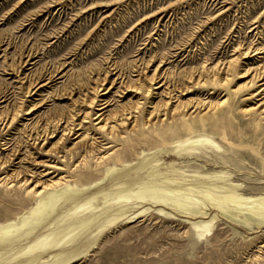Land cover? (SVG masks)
<instances>
[{"label": "rangeland", "instance_id": "374dc122", "mask_svg": "<svg viewBox=\"0 0 264 264\" xmlns=\"http://www.w3.org/2000/svg\"><path fill=\"white\" fill-rule=\"evenodd\" d=\"M263 92L264 0H0V264H264Z\"/></svg>", "mask_w": 264, "mask_h": 264}, {"label": "bare ground", "instance_id": "6f19581e", "mask_svg": "<svg viewBox=\"0 0 264 264\" xmlns=\"http://www.w3.org/2000/svg\"><path fill=\"white\" fill-rule=\"evenodd\" d=\"M251 51V50H250ZM239 52V51H238ZM255 52V51H254ZM258 52H260L259 50H258ZM249 53V52H248ZM253 53V52H252ZM261 53V52H260ZM249 54H251V53H249ZM259 54V53H258ZM246 55V54H245ZM244 55V56H245ZM240 57V56H239ZM246 57V56H245ZM230 62V61H229ZM231 62H233V61H231ZM234 62H236V61H234ZM26 63V62H25ZM29 64V63H28ZM231 64V63H230ZM225 65V64H224ZM234 65V64H233ZM230 66V65H229ZM112 67V66H111ZM110 67V68H111ZM218 68V67H217ZM207 71H210L209 69H207V68H205ZM216 69V68H215ZM214 68H213V72L214 71H216ZM158 70V69H157ZM219 70V69H218ZM246 70V69H245ZM220 71V70H219ZM111 72V71H110ZM113 72V71H112ZM155 73H156V71H155ZM210 73H211V71H210ZM218 73V72H217ZM245 73V72H244ZM248 73V72H247ZM259 73V72H258ZM262 73V72H261ZM160 74V73H159ZM44 75V74H43ZM51 75V74H50ZM227 75V74H226ZM153 76V75H152ZM210 76V75H209ZM55 77H56V75H55ZM263 77V76H262ZM48 78V77H47ZM50 78V77H49ZM57 78V77H56ZM200 78V77H199ZM210 78V77H209ZM257 78V77H256ZM53 79V78H52ZM162 79V78H161ZM164 79V78H163ZM167 79V78H166ZM212 79V78H211ZM227 79V78H226ZM254 79H255V77H254ZM25 80V79H24ZM201 80V79H200ZM23 81V80H22ZM157 81H158V76L155 74L154 75V77L152 78V79H150V83L152 84V87L150 88V89H148V88H146V87H144V88H137L136 89V91H143L144 93H146L147 95H150V94H152V88H154L153 86H155V85H158V86H156V88L154 89V90H158L161 86V84H159V81H158V83H157ZM210 81H212V80H210ZM214 81V80H213ZM212 81V82H213ZM227 81V80H226ZM51 82V81H50ZM49 82V83H50ZM197 83H199V82H197ZM114 84H115V82H114ZM113 84V85H114ZM213 84V83H212ZM34 85V84H33ZM35 85H37L38 86V84H35ZM41 85V84H40ZM51 85V84H50ZM121 85V84H120ZM199 85V84H198ZM203 85H204V83H203ZM43 86H45V84L43 85H41V87H43ZM145 86V85H144ZM163 86H164V84H163ZM33 87V86H32ZM48 87V86H47ZM100 87V86H99ZM112 87V86H111ZM166 87V86H165ZM171 87V86H170ZM245 87V86H244ZM113 88V87H112ZM127 88V87H126ZM136 88V87H135ZM163 88V87H162ZM34 89V88H33ZM40 89V88H39ZM97 90H96V94H99V89L98 88H96ZM129 89V91H130V88H128ZM174 89V88H173ZM43 90H45V89H43ZM133 90H134V88H133ZM27 91V90H26ZM36 91V90H35ZM94 91V90H93ZM102 90H100V92H101ZM132 91V90H131ZM177 91V90H176ZM179 91V90H178ZM28 92V91H27ZM109 92V90L107 91V89H106V91L103 93V95H101V96H104V95H106L107 93ZM181 92V91H180ZM183 92V91H182ZM29 93H31V90H30V92ZM36 93V92H35ZM35 93H33V94H35ZM126 93V92H125ZM176 93V92H175ZM264 93V92H263ZM28 94V93H27ZM171 94L172 93H170V97H171ZM256 94V93H255ZM93 95H95V93H93ZM156 95H158V92H157V94ZM160 95V94H159ZM254 95V94H253ZM264 95V94H263ZM169 96V95H168ZM174 96V95H173ZM178 96V95H177ZM182 96V95H181ZM92 97V96H91ZM96 97V96H95ZM175 97V96H174ZM174 97H171V99L173 100L174 99ZM253 97V96H252ZM98 98V97H97ZM96 98V99H97ZM146 98V97H145ZM175 98H177V97H175ZM95 99V100H96ZM150 99V98H149ZM93 100V99H92ZM100 101V100H99ZM105 101V100H104ZM167 101V100H166ZM170 102H171V100H169ZM84 102V101H83ZM88 102H89V100H88ZM179 102H180V100H179ZM98 103V102H97ZM137 103V102H136ZM164 103V102H163ZM190 103V102H189ZM193 103V102H192ZM198 103V102H197ZM207 103V102H206ZM205 103V104H206ZM92 104H93V101H92ZM110 104V103H109ZM167 105H166V107L169 105V102L168 103H166ZM178 104V103H177ZM183 104H184V102H183ZM205 104H201V103H198V109L201 107H203ZM88 105V104H87ZM91 105V104H90ZM106 104L104 103V104H101V105H99V109H98V113H96V116H97V120H99L100 121V123H104V125L102 126V127H100L101 128V130H107L108 129V131H109V134L110 135H115V133H116V131L118 130V127H120V126H125V122L126 121H130V120H133V118H135V117H133V115H134V113L136 114L137 112H138V110L140 109V104L139 103H137L132 109L133 110H131V112H128L127 114H126V110L127 109H125V113H124V116H122L123 117V119H120V118H118V116H116L117 117V120H115V124L113 125V126H110V124L108 123V121H107V119L105 118V117H103L104 116V113H102L106 108H107V106H105ZM164 105V104H163ZM187 105V104H186ZM196 105V104H195ZM213 105V104H212ZM76 106V105H75ZM93 106V105H92ZM91 106V107H92ZM161 106V105H160ZM173 106V105H172ZM191 106H193V105H191ZM206 106H208V107H210V105H209V103H208V105H205V107ZM260 106V105H259ZM151 107V106H150ZM175 107V106H174ZM173 107V108H174ZM187 107V106H186ZM185 107V108H186ZM189 107H190V105H189ZM215 107V106H214ZM90 108V107H89ZM156 108V107H155ZM169 108V107H168ZM182 108H184L181 104H178V106L173 110L174 112H180L181 111V109ZM188 108V107H187ZM129 109H131V108H129ZM165 109H167V108H165ZM170 109V108H169ZM204 109V108H203ZM76 110V109H75ZM163 110V109H162ZM249 110H251V109H249ZM123 111V110H122ZM159 111H160V109H159ZM172 111V112H173ZM91 112V111H90ZM162 112V111H161ZM165 112H166V110H165ZM182 112V111H181ZM31 113V112H30ZM85 113V112H84ZM26 114H27V112H26ZM156 114V113H155ZM166 114V113H165ZM30 115V114H29ZM87 115V114H86ZM92 115H93V113H92ZM122 115V114H121ZM158 115H159V112H158ZM164 115V114H163ZM167 115V114H166ZM70 116V115H69ZM74 116V115H73ZM76 116V115H75ZM80 116V115H79ZM89 116H90V113H89ZM88 116V117H89ZM154 116V115H153ZM14 117H15V115H14ZM12 118V119H15V118ZM63 117V116H62ZM70 117H72V116H70ZM87 117V116H86ZM136 117H138V116H136ZM152 117V116H151ZM164 117V116H163ZM77 118V117H76ZM90 118V117H89ZM115 118V117H114ZM150 118V117H149ZM2 119V118H1ZM4 119V118H3ZM2 119V120H3ZM6 119V118H5ZM12 119H11V122H12ZM59 119V118H58ZM72 119V118H71ZM110 119V118H109ZM113 118H111V120H112ZM138 119V118H137ZM6 120H8V119H6ZM114 120V119H113ZM139 120V119H138ZM138 120H134L133 122L134 123H136ZM148 120V119H147ZM15 121V120H14ZM59 121V120H58ZM60 121H62V120H60ZM65 121H67V120H65ZM72 121V120H71ZM71 121H69V122H71ZM4 122V121H3ZM10 122V121H9ZM63 122V121H62ZM112 122V121H111ZM2 123V122H1ZM55 123V122H54ZM6 124V123H5ZM4 124V125H5ZM62 124V123H61ZM64 124V123H63ZM82 124V123H81ZM81 124H80V126H81ZM99 123H97V125H98ZM128 124V123H127ZM126 124V125H127ZM3 125V124H2ZM68 125H69V123H68ZM75 125V124H74ZM101 125V124H100ZM133 125V124H132ZM134 125H136V124H134ZM133 125V126H134ZM9 126V125H8ZM54 126H56V125H54ZM59 126V125H58ZM61 126V125H60ZM71 126V125H70ZM75 126H77V125H75ZM99 126V125H98ZM5 127V126H4ZM57 127V126H56ZM64 127V126H63ZM67 127V126H66ZM97 127V126H96ZM130 127V126H129ZM135 127V126H134ZM44 128H45V126H44ZM59 128V127H58ZM79 128V127H78ZM83 128V127H82ZM95 128V127H94ZM122 128V127H121ZM45 129H48V128H45ZM76 128H74V130H75ZM84 129V128H83ZM60 130V129H59ZM120 130V129H119ZM44 131V130H43ZM47 131V130H46ZM54 131V130H53ZM53 131H52V133H53ZM62 131V130H61ZM81 131V130H80ZM83 131V130H82ZM92 131V130H91ZM69 133V134H71L72 132H74V131H72V127H71V129H66V133ZM120 133V132H119ZM57 134H58V132H57ZM65 134V133H64ZM89 134V133H88ZM31 135V134H30ZM40 135V134H39ZM52 135H54V134H52ZM63 135V134H62ZM79 135V134H78ZM81 135V134H80ZM95 135V134H94ZM29 136V135H28ZM64 136H66V134L64 135ZM70 136V135H69ZM85 136V135H84ZM91 136V135H90ZM89 136V137H90ZM30 137V136H29ZM28 137V138H29ZM33 137V136H32ZM60 137V136H59ZM59 137H58V139H59ZM77 137V136H76ZM98 137V136H97ZM40 138V137H39ZM38 138V139H39ZM42 138V137H41ZM48 137H46V139H47ZM51 138V137H50ZM56 138V137H55ZM81 138V137H80ZM93 138V137H92ZM62 139H64L63 137H62ZM30 140H33V139H30ZM35 140V139H34ZM42 140V139H41ZM92 140V139H91ZM97 140V139H96ZM79 141H81V140H79ZM36 142V141H35ZM39 142V141H38ZM43 142H44V140H43ZM56 142V141H55ZM62 142H64V141H62ZM58 143V142H57ZM35 144H37V142L35 143ZM48 144V143H47ZM59 144V143H58ZM77 144V143H76ZM85 144V143H84ZM97 144V143H96ZM51 145V144H50ZM86 145V144H85ZM94 146V145H93ZM56 147V146H55ZM62 148V147H61ZM66 148V147H65ZM86 148V147H85ZM105 148V147H104ZM57 149V148H56ZM51 150V149H50ZM49 150V151H50ZM101 150V149H100ZM48 151V150H47ZM49 153V152H48ZM59 153H60V151H59ZM51 154V153H50ZM54 154V153H53ZM88 155H89V153H88ZM120 156V155H119ZM58 157V156H57ZM71 157H72V155H71ZM119 158V157H118ZM83 160V159H82ZM102 160V159H101ZM72 161V160H71ZM117 162H118V160H117ZM119 164H120V166H122V164H123V162L121 161V160H119ZM84 163V162H83ZM52 166V165H51ZM57 166V165H56ZM76 166V165H75ZM62 169V168H61ZM44 174V173H43ZM46 174V173H45ZM19 179V178H18ZM55 179H57V178H55ZM24 181V180H23ZM31 182V181H30ZM21 183V182H20ZM51 183H53V182H51ZM24 184V183H23ZM22 184V185H23ZM25 184H29L28 183V181H26V183ZM60 184V182H56V183H54V184H52L51 186H54V185H59ZM36 186V185H35ZM34 186V187H35ZM51 186H49V187H51ZM34 191V189L33 188H31V190H30V193H32ZM37 193V196H40L41 194L43 195V193H44V191L43 190H41V191H38V192H36Z\"/></svg>", "mask_w": 264, "mask_h": 264}]
</instances>
